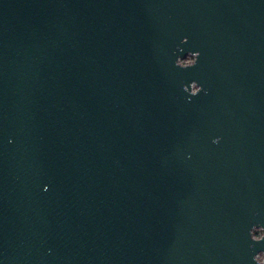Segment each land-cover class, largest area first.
Segmentation results:
<instances>
[{
    "label": "water",
    "instance_id": "obj_1",
    "mask_svg": "<svg viewBox=\"0 0 264 264\" xmlns=\"http://www.w3.org/2000/svg\"><path fill=\"white\" fill-rule=\"evenodd\" d=\"M256 227L264 0H0V264H264Z\"/></svg>",
    "mask_w": 264,
    "mask_h": 264
},
{
    "label": "flooded vegetation",
    "instance_id": "obj_2",
    "mask_svg": "<svg viewBox=\"0 0 264 264\" xmlns=\"http://www.w3.org/2000/svg\"><path fill=\"white\" fill-rule=\"evenodd\" d=\"M186 55H188V57L190 58V60L187 61V62L190 63V61H192L193 58H194V57H193V54L190 53V54H186ZM180 61L183 62L182 60H180ZM187 62H183V63H187ZM263 230H264V229H262L261 227H256V228L253 229L252 234H253L254 237H259V236L263 233ZM256 258L259 259V260H261V258H262V254L259 253V254L256 256Z\"/></svg>",
    "mask_w": 264,
    "mask_h": 264
},
{
    "label": "rangeland",
    "instance_id": "obj_3",
    "mask_svg": "<svg viewBox=\"0 0 264 264\" xmlns=\"http://www.w3.org/2000/svg\"><path fill=\"white\" fill-rule=\"evenodd\" d=\"M189 60H190V58L188 57V55H185V56L183 57V59H182L183 62H187V61H189Z\"/></svg>",
    "mask_w": 264,
    "mask_h": 264
}]
</instances>
